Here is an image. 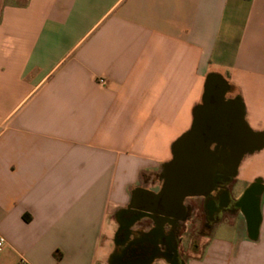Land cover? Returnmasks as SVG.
I'll list each match as a JSON object with an SVG mask.
<instances>
[{
  "label": "crops",
  "instance_id": "1",
  "mask_svg": "<svg viewBox=\"0 0 264 264\" xmlns=\"http://www.w3.org/2000/svg\"><path fill=\"white\" fill-rule=\"evenodd\" d=\"M210 76L263 146L231 186L184 200L191 222L207 199L214 218L178 264H264V0H3L0 264H115L124 212L162 192Z\"/></svg>",
  "mask_w": 264,
  "mask_h": 264
},
{
  "label": "water",
  "instance_id": "2",
  "mask_svg": "<svg viewBox=\"0 0 264 264\" xmlns=\"http://www.w3.org/2000/svg\"><path fill=\"white\" fill-rule=\"evenodd\" d=\"M227 91L225 80L208 77L203 104L196 110L192 129L174 143V159L165 166L161 196L167 208L184 212L186 198L209 197L220 175L229 182L236 177L243 155L263 146L256 144L258 134L247 125L239 101L226 100ZM212 99L218 103L212 104ZM252 191L246 193L242 202L250 198ZM247 218L254 239L260 227L258 202L247 207Z\"/></svg>",
  "mask_w": 264,
  "mask_h": 264
},
{
  "label": "flooded vegetation",
  "instance_id": "3",
  "mask_svg": "<svg viewBox=\"0 0 264 264\" xmlns=\"http://www.w3.org/2000/svg\"><path fill=\"white\" fill-rule=\"evenodd\" d=\"M217 103L216 99H212V104ZM163 176L166 179L165 172ZM224 185V176L220 175L216 181L215 189H225ZM157 196H159L158 199ZM164 203L165 200L161 193L149 194L147 197L135 201L128 212H124V215L129 214L128 222L122 227L121 233V242L125 243V247L118 252L119 255L115 256V264L148 263L158 258H166L175 264L179 263L180 245L193 224L191 222L193 217L186 208L182 212L176 207L167 208ZM220 207L222 208V206ZM206 208L204 216L208 223L214 218L211 199H207ZM145 221L152 224L149 226L148 232H143L141 229L136 231L128 229L130 225L131 227L138 225L143 228ZM188 222L191 224L187 225ZM133 234L134 238L130 239Z\"/></svg>",
  "mask_w": 264,
  "mask_h": 264
},
{
  "label": "rangeland",
  "instance_id": "4",
  "mask_svg": "<svg viewBox=\"0 0 264 264\" xmlns=\"http://www.w3.org/2000/svg\"><path fill=\"white\" fill-rule=\"evenodd\" d=\"M3 0H0V4L2 3ZM7 1H15L18 3L24 2L25 0H7ZM236 179V178H235ZM231 186V182L227 183L224 185L225 189ZM214 222H211L213 224ZM207 222L206 218L204 215L198 217L196 220H194L193 224L190 226V233L187 235V244H190L192 242H198L199 240V235H201L202 230L205 229ZM182 252H183V257L184 259L189 258V250L186 249V247L183 245L182 246Z\"/></svg>",
  "mask_w": 264,
  "mask_h": 264
},
{
  "label": "built area",
  "instance_id": "5",
  "mask_svg": "<svg viewBox=\"0 0 264 264\" xmlns=\"http://www.w3.org/2000/svg\"><path fill=\"white\" fill-rule=\"evenodd\" d=\"M100 83L103 84L104 80L101 79ZM1 133H2V126L0 125V135ZM6 246H7L6 238L0 233V254L4 252Z\"/></svg>",
  "mask_w": 264,
  "mask_h": 264
}]
</instances>
